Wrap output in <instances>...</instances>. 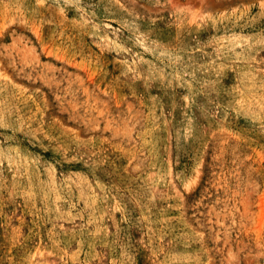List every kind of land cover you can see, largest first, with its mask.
<instances>
[{
    "label": "rangeland",
    "instance_id": "374dc122",
    "mask_svg": "<svg viewBox=\"0 0 264 264\" xmlns=\"http://www.w3.org/2000/svg\"><path fill=\"white\" fill-rule=\"evenodd\" d=\"M0 264H264V0H0Z\"/></svg>",
    "mask_w": 264,
    "mask_h": 264
}]
</instances>
